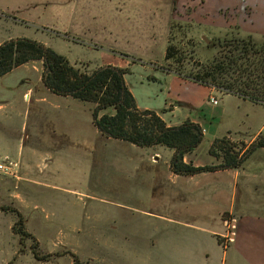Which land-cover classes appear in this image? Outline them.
<instances>
[{"label":"rangeland","instance_id":"obj_1","mask_svg":"<svg viewBox=\"0 0 264 264\" xmlns=\"http://www.w3.org/2000/svg\"><path fill=\"white\" fill-rule=\"evenodd\" d=\"M16 1L19 17L1 28L0 42L4 34L37 40L86 73L125 59L124 79L139 108L177 125L190 120L184 115L199 119L206 133L196 153L204 164L219 162L207 153L218 136L242 155L249 146L251 137L224 134L232 117L244 121L247 135H264V107L221 95L215 87L209 94L185 77L196 71L197 61L213 58L220 41L248 37L237 26L200 25V0ZM169 34L179 51L176 60H164ZM251 37L256 46L264 42ZM116 51L122 57L113 56ZM43 68L41 60L29 61L0 77V160L16 163L10 173L0 172V208H9L0 209V264H191L194 252L209 247L211 260L219 264L207 229L221 232L218 243L229 249L226 264L234 258L246 264L240 241L246 251L250 243L258 245L256 252L264 248L261 185L257 194L237 187L234 200L226 188L214 202L174 200L173 184L182 177L176 179L170 170L173 151L105 137L93 124L92 103L52 93L42 82ZM210 95L218 100L216 106ZM172 103L183 106L174 117ZM241 166L260 168L249 181L264 183L263 149ZM233 175L214 173L208 179L229 188ZM10 209L23 217L29 234L24 239L13 230L17 214ZM223 211L225 221H236L229 229L232 241L220 222ZM236 211L242 212L239 225ZM239 231L244 237L231 246Z\"/></svg>","mask_w":264,"mask_h":264},{"label":"trees","instance_id":"obj_2","mask_svg":"<svg viewBox=\"0 0 264 264\" xmlns=\"http://www.w3.org/2000/svg\"><path fill=\"white\" fill-rule=\"evenodd\" d=\"M177 55L179 51L171 43L169 34L164 60H176ZM34 60L43 62L42 82L52 93L92 103L93 124L105 137L140 147L160 145L171 149L169 167L174 174L195 175L238 168L253 151L264 148V135L256 136L243 155L224 137L215 138L208 153L219 160L218 163L194 165L186 162L184 157L202 142L201 127L188 119L179 125L168 126L156 111L139 108L124 79L128 68L104 64L89 73L82 72L65 56L43 43L18 37L0 44V77ZM197 63L196 71L185 75L186 78L264 105V42L256 46L251 35L246 39L220 41L209 62ZM10 210L17 214L13 230L24 239L29 234L24 230L23 217L15 209Z\"/></svg>","mask_w":264,"mask_h":264},{"label":"crops","instance_id":"obj_3","mask_svg":"<svg viewBox=\"0 0 264 264\" xmlns=\"http://www.w3.org/2000/svg\"><path fill=\"white\" fill-rule=\"evenodd\" d=\"M16 2H17L16 0H5L3 3L0 4V15L3 17V18H0V30L3 27L5 29L8 26L9 27L13 26V24L15 23V19H17V17H19V15L17 14V10H16V7H17ZM200 3H201L202 7L200 8V10L198 12H196V14L197 15L200 14V17H201L199 20H197V22L200 23V25L210 27L213 29H220V30L230 28L231 26H237L238 29H240V31H242V33L244 32L245 34H248V35L258 36L260 38H263V40H264V0H200ZM220 10H223V11H220ZM191 14H193L192 11H191ZM10 37L11 36H9V34L8 35L4 34V40L2 42H4L5 40H8V39H12ZM2 42H0V44ZM114 55H117V57L118 56L122 57V54L117 53V51L115 52V54H113V56ZM113 65L123 67V68H129V65L127 64V61L125 59H119L117 61V63L113 62ZM193 83H196V82H193ZM205 87L207 88L208 93L210 94V92L212 91L213 88L207 87V86H205ZM221 95L236 96V95L229 94V93H221ZM236 97L240 98L238 96H236ZM240 99H242V98H240ZM242 101L245 102L248 100L242 99ZM181 102L183 103V105H185L186 103H189L188 105L191 104L190 102H187V101H184V102L181 101ZM248 102L251 103L252 106H254V107H256V106L264 107V105H261V104L252 103L250 101H248ZM170 103L171 102H168L167 104H170ZM212 105H214V104H212ZM216 105H214V106H216ZM180 107H183V106L179 105V103H172V108L169 110V114L172 117H174L176 112H178L180 110ZM195 109H197V108H195ZM223 109H224V107H223ZM223 109H221V113L225 112V109L224 110ZM162 118H163V116H162ZM187 118H190L191 121L198 123L199 126L201 127L202 131H203V134L206 133V129L203 127V125L201 124L199 119H197L195 117L192 118V117H189L187 115L183 116V120H185ZM164 121L166 122V124L168 126H175L178 124L177 122H171L169 120L168 121L164 120ZM243 126H246V124L244 123V121L241 118L239 119V116H238V118L232 117V121L229 124V128L227 127L224 130L225 131L224 134L226 135V134H228V132H233L234 134H237V135H243V136L245 135V136L251 137V139L249 140V144H251V142L256 138V136L258 135L259 132L255 133L252 136H249L246 134L247 132L242 129ZM224 134H222V135H224ZM218 137H220V136H218ZM218 137H216V138H218ZM212 141L213 140H211L209 142L208 148H209ZM197 148L195 150H193L192 152H190L189 154H187L184 157V161L192 162V164H194V165H203L204 163L201 161V159L199 158V155L196 153ZM208 148H207V153H208ZM260 149L264 150V148H260ZM257 150H259V149H257ZM257 150L253 151L247 159L249 160V158ZM245 170H250V171L245 172ZM259 171H260V168L240 166L238 168L222 169V170H217V171H213V172H202V173H198L195 175H178V174L172 173L173 177H175L176 179L182 177V179L175 180V182L173 184V187H172L173 197H174V200L181 199V200L185 201V203L188 205H190V200L192 201V204H193L194 199H196L197 202L204 201V200H209V201L214 202V199H218L221 196V194L225 191V188H226L227 190H231L230 197L232 200H234L235 194H236V189L239 186L243 189L242 192L250 190V191L255 192V194H257L258 188H256V187L261 185L263 187V189H261V190H264V183H260V182L252 183V182H250L251 180H253L255 178V177H251L250 175H256ZM223 172L225 174L226 173L229 174L231 172L234 174L233 175V180H234L233 186L228 188V187H225L223 184H221L218 181L213 182V181H210L208 179L209 174L223 173ZM243 172H245V174H246L245 176L240 175V173L242 174ZM240 177L242 178L241 181H240ZM200 196H202V197H200ZM226 212L227 211H223L221 213L222 219H220L221 224L224 226H225V219L223 218V214ZM261 213H262V215H264V211H261L259 214H261ZM237 214H238V216L236 217V220H237V225H239V219L241 218L242 212L236 211V214H234V215H237ZM262 219H264V218L262 217ZM259 223H264V221H259ZM207 230H208L209 236H211V237L213 236L214 240H215L216 247L213 249L214 250L213 254L218 253V255H219V253H220L218 263L219 264H226L225 263L226 253L229 249L224 251L218 243L217 238H218V236L221 235V232L219 233V231H217V229H213V230L207 229ZM260 232H262V231H260ZM252 234L253 235H259V233H252ZM244 235H245V233H242V231H239L236 234V237H235L233 244L231 246L234 245L238 236L240 238H242V237H244ZM243 243L245 244V242H243ZM250 245H251V243L249 244L248 250L246 251V248H244L242 246V241H240L239 247H241V251L239 252V254L242 255V257L244 258V260H242V261L243 262L245 261L246 264H264V248H262V246H261V251L256 252V248L258 247V245H255V244H254V246H250ZM200 252H202V253L197 255V253L194 252L191 255V259H192L191 264H198V263H200V264H215L214 260H211L212 249L210 247L205 248V249L203 248V250ZM200 256H201V262H199V260H198L200 258ZM212 258H214V257H212ZM234 259H235L234 261L231 260L230 264H243V263H238L237 258H234Z\"/></svg>","mask_w":264,"mask_h":264},{"label":"built area","instance_id":"obj_4","mask_svg":"<svg viewBox=\"0 0 264 264\" xmlns=\"http://www.w3.org/2000/svg\"><path fill=\"white\" fill-rule=\"evenodd\" d=\"M209 101L214 105L218 104V100L215 99L212 95L209 96ZM15 167H16V163L14 161H10V160L2 161V160H0V172L1 173L8 174ZM235 224H236L235 219L229 220V218H228L225 221V225H226V231H225L226 233L225 234H226V238L228 239V241H232V237L234 236V233H233V230L230 231L229 229L235 228L236 227ZM222 237H224V236L222 235ZM222 240L224 241V239H222Z\"/></svg>","mask_w":264,"mask_h":264},{"label":"water","instance_id":"obj_5","mask_svg":"<svg viewBox=\"0 0 264 264\" xmlns=\"http://www.w3.org/2000/svg\"><path fill=\"white\" fill-rule=\"evenodd\" d=\"M202 38H203V40H204L206 43L209 42L208 38H206L205 36H202ZM242 145H243L242 143H239L238 147H240V146H242ZM238 147H237V149H238Z\"/></svg>","mask_w":264,"mask_h":264}]
</instances>
